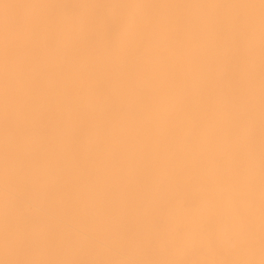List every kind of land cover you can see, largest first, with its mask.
I'll return each instance as SVG.
<instances>
[{
	"label": "snow or ice",
	"instance_id": "1",
	"mask_svg": "<svg viewBox=\"0 0 264 264\" xmlns=\"http://www.w3.org/2000/svg\"><path fill=\"white\" fill-rule=\"evenodd\" d=\"M0 264H264V0H0Z\"/></svg>",
	"mask_w": 264,
	"mask_h": 264
}]
</instances>
